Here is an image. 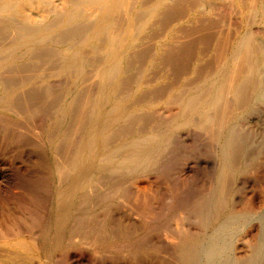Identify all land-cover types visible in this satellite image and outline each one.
Returning <instances> with one entry per match:
<instances>
[{"label": "bare ground", "instance_id": "1", "mask_svg": "<svg viewBox=\"0 0 264 264\" xmlns=\"http://www.w3.org/2000/svg\"><path fill=\"white\" fill-rule=\"evenodd\" d=\"M201 3L0 0V264H264L262 56L229 36L227 78L152 88Z\"/></svg>", "mask_w": 264, "mask_h": 264}, {"label": "rangeland", "instance_id": "2", "mask_svg": "<svg viewBox=\"0 0 264 264\" xmlns=\"http://www.w3.org/2000/svg\"><path fill=\"white\" fill-rule=\"evenodd\" d=\"M241 1L242 4L239 0H202L200 7L209 11V15L198 21L197 25L188 28L187 37L177 44L175 52L162 57L161 65L155 74L162 80L152 88L166 90L188 84L197 86L211 75H220L221 79L227 78L228 68H222L219 60L221 53L225 58L228 54L229 36L233 42L251 40L253 51L263 58L261 71L264 72V0ZM250 7H253L252 11ZM152 48H145L143 51L145 56ZM86 53L91 54L89 50H86ZM142 62H145V58L139 61ZM134 68H137L136 65ZM195 70L199 71V75H194ZM244 71L246 72V68ZM49 72L34 73L32 68L29 71L30 76L36 78L38 85L43 86V83H47L54 92L69 85L65 80L53 77ZM129 74L133 77L136 71L131 70ZM90 253L113 264H134L132 252ZM135 256L136 263L148 260L149 264H177L162 252H139L135 253Z\"/></svg>", "mask_w": 264, "mask_h": 264}]
</instances>
